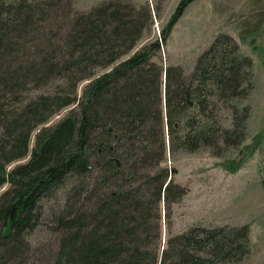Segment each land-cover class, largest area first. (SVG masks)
I'll return each instance as SVG.
<instances>
[{
  "label": "trees",
  "instance_id": "16d2710c",
  "mask_svg": "<svg viewBox=\"0 0 264 264\" xmlns=\"http://www.w3.org/2000/svg\"><path fill=\"white\" fill-rule=\"evenodd\" d=\"M72 1L0 0V190L8 186L0 195V264L28 263L41 202L69 183L54 221L61 241L53 264L242 262L250 253L248 225L173 234L170 223L162 249L163 217L170 221L188 194L165 163L168 152L209 149L222 158L243 146L250 111L233 101L254 87L253 60L220 34L189 75L157 61L196 0H181L161 38L132 55L153 23L149 7L110 1L81 14ZM56 21L60 32H49ZM58 81L52 93L23 96ZM219 103L231 127L218 118ZM255 147L218 166L238 172Z\"/></svg>",
  "mask_w": 264,
  "mask_h": 264
},
{
  "label": "rangeland",
  "instance_id": "374dc122",
  "mask_svg": "<svg viewBox=\"0 0 264 264\" xmlns=\"http://www.w3.org/2000/svg\"><path fill=\"white\" fill-rule=\"evenodd\" d=\"M110 1L130 3L137 8L151 9L153 23L144 32L132 54L161 38V32L181 0H73L76 12L88 13L95 7ZM61 11L59 12V14ZM60 20V18L58 19ZM57 20V21H58ZM54 23L51 33L60 32L61 22ZM59 28H56L58 27ZM220 34L232 36L240 45L244 56L253 60V84L249 95L233 104L246 107L250 116L246 122V138L240 149L226 152L216 158L211 150L196 153L180 152L174 156L168 152L165 165L176 171L174 180L186 187L188 194L173 205L172 218L163 217V247L168 237V225L173 234H180L195 226L206 228L243 226L250 228V253L238 264H264V0H196L174 26L168 43L162 47L159 61L165 68L179 65L186 75L191 74L199 56L208 49ZM126 58V57H125ZM123 58V59H125ZM110 70H97V76ZM61 81L41 89L24 92L30 96L52 93ZM87 82L78 85V97L82 96ZM77 104L61 111L48 125H54L66 117ZM219 103L218 118L231 127V113ZM35 134L31 142L34 148ZM245 146H256L248 162L236 173L222 170L218 163L243 157L239 155ZM249 149L245 151L248 155ZM71 183L61 188L54 197L44 199L43 219L28 235L29 260L27 264H53L60 247L61 235L54 221L64 211ZM8 188L0 190V195Z\"/></svg>",
  "mask_w": 264,
  "mask_h": 264
},
{
  "label": "water",
  "instance_id": "95a60500",
  "mask_svg": "<svg viewBox=\"0 0 264 264\" xmlns=\"http://www.w3.org/2000/svg\"><path fill=\"white\" fill-rule=\"evenodd\" d=\"M165 77H166V74H165Z\"/></svg>",
  "mask_w": 264,
  "mask_h": 264
}]
</instances>
